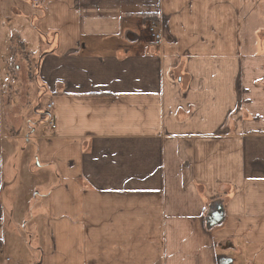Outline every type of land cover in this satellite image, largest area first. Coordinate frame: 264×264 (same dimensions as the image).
<instances>
[{
	"label": "crops",
	"instance_id": "1",
	"mask_svg": "<svg viewBox=\"0 0 264 264\" xmlns=\"http://www.w3.org/2000/svg\"><path fill=\"white\" fill-rule=\"evenodd\" d=\"M0 264H264V0H0Z\"/></svg>",
	"mask_w": 264,
	"mask_h": 264
},
{
	"label": "built area",
	"instance_id": "2",
	"mask_svg": "<svg viewBox=\"0 0 264 264\" xmlns=\"http://www.w3.org/2000/svg\"><path fill=\"white\" fill-rule=\"evenodd\" d=\"M147 27H148V31H149L150 36H151V38H150L151 44L158 45L162 40V35H161V32H160L159 27H158V22L154 19L150 20ZM53 104H54V102H49L46 105V108L48 110H50L52 108ZM47 118H48V122L52 126V128H56L57 124H56L53 116L48 113Z\"/></svg>",
	"mask_w": 264,
	"mask_h": 264
},
{
	"label": "rangeland",
	"instance_id": "3",
	"mask_svg": "<svg viewBox=\"0 0 264 264\" xmlns=\"http://www.w3.org/2000/svg\"><path fill=\"white\" fill-rule=\"evenodd\" d=\"M31 50H29V52H30ZM32 55V54H31ZM32 58H34L35 60H37V58L35 57V56H32ZM11 96V95H10ZM27 107H26V109L28 110L27 111V113H29V114H33V120L34 121H37V120H39V119H43V121H44V118H45V114H44V111H39L38 110V112H40V114H38L37 112H35V105L33 104V103H29L28 105H26ZM22 143H25V139H23V141H22Z\"/></svg>",
	"mask_w": 264,
	"mask_h": 264
},
{
	"label": "trees",
	"instance_id": "4",
	"mask_svg": "<svg viewBox=\"0 0 264 264\" xmlns=\"http://www.w3.org/2000/svg\"><path fill=\"white\" fill-rule=\"evenodd\" d=\"M156 20V21H158V17L155 15V14H153V13H150V14H145L144 15V20H145V22H147V23H149V21L150 20Z\"/></svg>",
	"mask_w": 264,
	"mask_h": 264
}]
</instances>
